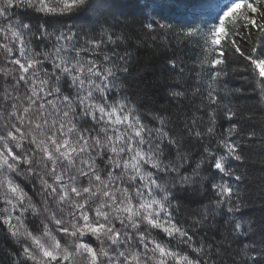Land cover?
<instances>
[{"label": "snow or ice", "instance_id": "1", "mask_svg": "<svg viewBox=\"0 0 264 264\" xmlns=\"http://www.w3.org/2000/svg\"><path fill=\"white\" fill-rule=\"evenodd\" d=\"M113 6L0 0L5 264H264V184L242 171L264 158V0H230L207 29L150 20L134 42ZM74 13L99 29L65 25ZM133 43L160 57L158 107Z\"/></svg>", "mask_w": 264, "mask_h": 264}, {"label": "trees", "instance_id": "2", "mask_svg": "<svg viewBox=\"0 0 264 264\" xmlns=\"http://www.w3.org/2000/svg\"><path fill=\"white\" fill-rule=\"evenodd\" d=\"M112 3L114 5L111 9L113 15L108 18L109 24H114L116 31L128 34L134 42L145 31L142 29V24L150 20L172 24L177 30L190 26L207 29L212 24L218 23L217 15L222 14V10H226L224 6L228 5L230 0H112ZM14 12L17 17H24L31 20L32 23L42 22L39 14H34L31 10L15 8ZM87 15L93 16V13ZM44 19L50 18L45 17ZM62 20L65 25H83L86 29L95 26L97 30L99 29V25L95 23V20L85 21L79 13L65 16ZM53 23L55 26L54 21ZM197 41H199V44ZM202 43V37L189 38L186 48L187 56L192 58L199 56L201 54L199 45ZM131 49L134 52L138 67L148 69L140 85L143 91L147 93L145 104L147 107H158L163 103L161 84L158 79L160 57L147 47L137 49L134 43L131 45ZM4 66L0 64V67ZM234 66L240 67L238 63ZM3 82V78L0 77V84H3ZM230 86L245 89L246 95H252L250 81L244 78L243 73L237 72L233 76ZM246 103L254 105L256 101L250 99ZM242 171L250 173L252 184L249 190L257 193L259 185L264 184V158L253 154L249 163L242 168ZM185 203L190 207L197 206L190 201H185ZM0 208H2V204H0ZM11 247V242L4 240L0 235V264H5L7 253ZM78 264H85V261L81 258L78 260Z\"/></svg>", "mask_w": 264, "mask_h": 264}]
</instances>
